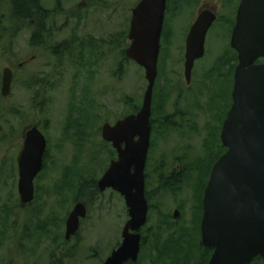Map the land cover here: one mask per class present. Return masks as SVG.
Returning a JSON list of instances; mask_svg holds the SVG:
<instances>
[{"label": "rangeland", "instance_id": "374dc122", "mask_svg": "<svg viewBox=\"0 0 264 264\" xmlns=\"http://www.w3.org/2000/svg\"><path fill=\"white\" fill-rule=\"evenodd\" d=\"M40 1L49 14L46 28L50 32L39 45L30 43L36 21H14L10 2L0 3V264H49L51 254L56 252L58 256L68 249L74 252V258L65 259L63 264H103L122 242L123 228L130 217L118 192L107 189L88 198V186L97 182L110 161L116 159L112 145L103 139L104 123L114 124L137 113L143 105L148 85L145 70L125 58L129 38L126 44L123 42L130 31L132 9L140 0ZM175 1L166 12L161 39L153 107L164 100L161 112L152 114L161 126L151 135L150 162L153 169L159 163L179 161L194 162L195 167L187 166L189 178L176 188L165 178L154 179L145 229L164 220L175 222L173 230L194 235L190 240L195 249L202 215L201 186L217 158V152L211 156L206 153V145L213 142L215 146L218 140L221 149L218 128L230 107L231 96L225 107L218 103L220 119L215 117L221 73L228 80L231 95L236 57L232 66L233 62L223 55L229 50L225 35L240 0H197L196 4L191 0L188 8L187 3ZM202 5L216 7L219 17L208 43L209 57L196 62L187 83L184 43ZM227 56L232 58L229 53ZM7 66L13 68L14 79L9 96L3 97L2 74ZM168 112L172 116L167 123L162 115ZM32 124L38 125L47 138V159L35 180V199L23 206L16 160L23 130ZM85 183L83 194L80 189ZM78 201L87 205L88 215L79 232L66 243L65 219ZM176 208L180 210L178 220L172 217ZM160 254L154 252L150 264H189L183 259L172 262L165 253L158 260ZM193 254L194 263L200 264L199 247Z\"/></svg>", "mask_w": 264, "mask_h": 264}, {"label": "water", "instance_id": "95a60500", "mask_svg": "<svg viewBox=\"0 0 264 264\" xmlns=\"http://www.w3.org/2000/svg\"><path fill=\"white\" fill-rule=\"evenodd\" d=\"M167 0H141L133 9L126 56L144 68L148 82L143 105L134 114L114 124L104 123L102 136L117 149L99 180V188L112 187L125 198L130 219L123 229V241L103 264L137 262L141 250V229L148 221L145 168L152 134L153 93L158 76L161 38ZM211 10L202 11L187 37L185 75L191 80L195 60L205 52L206 34L216 19ZM232 46L238 51L233 103L224 120L221 139L226 151L214 163L203 196L201 236L212 248L208 264H250L264 257V0H241ZM14 73L3 69L1 94L7 97ZM23 145L17 157L18 192L25 206L35 199V179L44 167L47 138L36 125L23 131ZM87 215L78 201L66 221V238L71 239ZM180 215L179 210L174 218Z\"/></svg>", "mask_w": 264, "mask_h": 264}, {"label": "trees", "instance_id": "16d2710c", "mask_svg": "<svg viewBox=\"0 0 264 264\" xmlns=\"http://www.w3.org/2000/svg\"><path fill=\"white\" fill-rule=\"evenodd\" d=\"M4 0H0V3ZM11 4V19L12 20H35L36 21V27L35 30L32 33L30 43L32 45H39L42 44L45 41L46 35L49 30L46 28V20L49 16L48 12L43 8L40 0H7ZM176 2V1H175ZM170 0H168V6L167 9H170L169 7ZM1 14H0V23H1ZM167 28H165L164 31H166ZM49 35V34H48ZM128 36H125L123 38V42L126 44V39ZM66 47V46H63ZM124 52V51H123ZM125 53V52H124ZM125 58L129 59L126 54ZM130 60V59H129ZM156 91V89H155ZM163 98H162V104H155L153 107V114H158L163 109ZM161 109V110H160ZM154 111L156 113H154ZM216 146V145H215ZM220 147V146H219ZM224 147L222 146L219 151H217V154L215 156L218 157L220 153L224 151ZM208 180V179H207ZM207 180L204 182V184L201 186L200 196L204 193V189L207 184ZM92 184V183H91ZM91 184L88 186V188H92ZM174 186V185H172ZM80 191L83 192V186L81 187ZM81 194V193H80ZM202 197H201V209H202ZM202 213V210H201ZM200 217L199 222L197 223L198 230L196 231V240L197 242L194 243L195 249L199 247L201 250V262L200 264H208L209 259L211 257L212 249L204 247L201 241L199 240L200 236ZM171 223L161 222L158 226L153 227L149 231L145 233L143 243H145V246L142 248V252L140 254L139 260L137 263L128 262L126 264H142L144 262L149 261V264L152 262V256L154 252L157 253H163L158 256V260H162L164 258V253L168 254L170 256V260L172 262H177L179 259L185 260V263L193 264L196 260L193 252L195 249L192 247V241L190 240L192 233L190 232H179L172 229ZM194 237V235L192 236ZM198 237V238H197ZM150 243V244H149ZM146 244L147 247H146ZM161 244H164L163 247L159 249V246ZM146 247V248H145ZM74 252L70 249L65 250L61 252L60 255L57 256L58 260L53 261L52 264H63V261L65 259L74 258ZM155 257H153L154 259ZM199 262L196 261L194 264H198ZM252 264H264V258H260L255 260Z\"/></svg>", "mask_w": 264, "mask_h": 264}, {"label": "flooded vegetation", "instance_id": "af4514ba", "mask_svg": "<svg viewBox=\"0 0 264 264\" xmlns=\"http://www.w3.org/2000/svg\"><path fill=\"white\" fill-rule=\"evenodd\" d=\"M173 1H175V0H170V3H169V7H171V5H172V2ZM189 1H191V0H181V4L183 5H186V3H187V6H186V8H188V7H191L192 6V4H191V6H189L188 5V2ZM194 2V4H196V1L197 0H193ZM240 3H241V0H240ZM240 3H239V5H240ZM239 5H238V8H239ZM167 6H168V0H167ZM238 8H237V10H236V15H235V17L233 18V24L232 23H230V27H229V29H228V32L226 33V35H225V42H226V47H227V49H229L228 50V52L227 53H229V54H231L232 55V58H230V57H228L227 56V53H225L224 55H223V57H225L226 56V59H228V60H230V61H232L233 63H232V66H233V64H234V60H235V57H236V60H235V65H234V71H233V75H232V77H233V83H232V87H231V95L230 94H228V87H227V79L225 80L224 79V74L222 75V73H221V82H220V86L219 87H217V89H218V91H219V94L217 95V98H216V96H215V101H216V103H215V109H216V114H215V117H217L218 119H220V116H219V114H218V108H217V106H218V103H220V102H222L223 103V106L225 107L226 106V104H227V102H228V99H229V97H230V107H231V105H232V103H233V89H234V83H235V69H236V66H237V64L239 63V55H238V51L232 46V40H233V34H234V29H235V26H236V17H237V12H238ZM167 8H166V12H167ZM189 10V9H188ZM187 10V11H188ZM204 10H211V11H213V12H215L216 13V19H215V21L213 22V24L211 25V27L209 28V30L207 31V34H206V39H205V52H204V55L201 57V58H198L197 60H195V63H194V67H193V70H192V74H193V71H194V69L196 68V62L199 60V59H203V58H205L207 55H208V57H209V54H208V43H209V39H210V37L212 36V35H214V32H215V29H216V27H217V21H218V17H219V14H218V10H217V8L216 7H208L207 5H202L199 9H198V12H197V16H196V18H195V20L193 21V23L191 24V26H190V29H191V27H192V25L194 24V22L196 21V19L198 18V16H199V14L202 12V11H204ZM190 29H189V32H190ZM222 29V31H223V27L221 28ZM189 32L187 33V35H186V38H185V53H184V56H185V62H186V54H187V37H188V35H189ZM222 39H224L223 37H222ZM163 53V52H162ZM161 54V53H160ZM185 62H184V76H185V78H186V81H187V83H190L191 82V80H190V82H188V80H187V77H186V75H185ZM264 62V57H261V58H258L256 61H255V63H263ZM20 66H21V64H20ZM12 68V67H11ZM13 69V68H12ZM13 72H14V70H13ZM191 79H192V76H191ZM230 107H229V109H230ZM224 109V108H223ZM229 109H226L225 110V114H224V119H222L223 121H222V124L220 123V127L218 128L219 129V132H220V141H221V146H223V143H222V140H221V132H222V127H223V123H224V120L226 119V117H227V113H228V111H229ZM165 110V109H164ZM133 113V112H132ZM162 116H164L165 118V120H166V122L168 123L169 121H171V116H172V113H166V114H163ZM185 115L184 114H181V117H184ZM155 120H156V122H155ZM151 122H152V132H154L153 130H154V128H155V130H157L158 131V127H160L161 126V124H159V119H156V117H151ZM158 122V123H157ZM155 124L157 125V127H154L155 126ZM26 128V127H25ZM24 128V129H25ZM218 129H217V133H218ZM23 138V137H22ZM152 137H151V141H152ZM23 141H24V139H23ZM108 143H110L111 145H112V143L111 142H108ZM214 144L216 145V146H214L213 145V142H210L209 144L207 143V150H206V153L208 154V155H212L214 152H217L218 150H219V146H220V142H218V140L216 141V142H214ZM23 145V144H22ZM112 147H113V145H112ZM151 147V146H150ZM150 147H149V151H148V157H147V162H146V168H145V178H146V197H147V199H148V201H149V198H150V195H149V189H150V186H151V184H152V182H154V179H159V180H162V179H164L165 178V181H166V183H169V184H171V185H174V186H172V187H177L178 185L180 186L181 184H184V183H186L187 182V180H188V178H189V174H188V172H187V170H188V167L187 166H189L190 168H192V167H195L194 165H195V163L194 162H188L187 161V163H185V161H179L178 163L177 162H175V163H173V162H171V163H168L167 165H163V163H159V165H157V168H155V169H153L152 167H151V159H153V152H152V150H150ZM213 147H214V149H213ZM113 149H114V151H115V154H116V159L114 158L113 160H117L118 158H119V156H118V151H117V149L116 148H114L113 147ZM225 150V149H224ZM150 152V153H149ZM224 152V151H223ZM222 152V153H223ZM222 153H220V155L222 154ZM220 155H218V157L220 156ZM180 156H182V157H186L184 154H181ZM179 156V157H180ZM181 157V158H182ZM217 157V158H218ZM216 158V159H217ZM45 160H44V164L46 163V155H45V158H44ZM185 158H183V159H181V160H184ZM209 159V158H208ZM112 160V161H113ZM187 160V159H186ZM112 161H110V165H111V162ZM216 161V160H215ZM16 162H17V160H16ZM161 162H163V161H161ZM110 165L108 166V168L110 167ZM108 168L103 172V174H102V176L106 173V171L108 170ZM165 168H168L169 169V171H159V174H158V172H156L158 169H165ZM17 169H18V166H17ZM44 169V168H43ZM43 171V170H42ZM18 173H19V171H18ZM102 176L99 178V180L102 178ZM99 180H97V182L96 181H93V182H91L90 184H91V186H93L92 188H90L89 187V195L90 196H87L88 198H92L98 191H106L107 189H112L113 191H116V192H118L123 198H124V196L119 192V191H117V190H115V189H113L112 187H109V188H106L105 190H101L100 188H99V185H98V183H99ZM87 183V182H86ZM86 183L85 184H83L82 186H84V185H86ZM83 194H84V192H83ZM124 200H125V198H124ZM86 205V204H85ZM86 208H87V215H88V207H87V205H86ZM176 210H179V208H176L175 210H174V212H173V218H174V213H175V211ZM149 211H150V203H149ZM179 212H180V210H179ZM70 214V213H69ZM87 215H86V217H87ZM150 216V214H148V217ZM85 217V218H86ZM179 217H180V215H179ZM178 217V218H179ZM178 218H174V220H178ZM65 221H67V219H65ZM148 222V221H147ZM163 222H166V223H171L172 225H174L175 224V222H172V221H169V220H164ZM127 223V222H126ZM126 225V224H125ZM147 225V223L145 224V226ZM145 226H143L142 227V229H141V234H142V242H141V250H142V248H143V246H145V243H143V239H144V232L146 231H149L150 229H152L153 227H150V228H148V229H145ZM125 227V226H124ZM124 229V228H123ZM145 232V233H146ZM123 233V232H122ZM73 237H75V236H73ZM64 238H65V242L67 243V241H69L70 239H67L66 238V235L64 236ZM201 243H202V239H201ZM150 244V243H149ZM204 246V245H203ZM205 247V246H204ZM208 248V247H207ZM210 249H212V248H210ZM211 253H213V249H212V252ZM212 255V254H211ZM260 258H264V257H257L256 259H254V261L255 260H257V259H260ZM56 260H58V258H57V255H56V252H54L53 254H51V256L49 257V264H52V262L53 261H56ZM253 261V262H254ZM252 262V263H253ZM133 263H135V262H133ZM137 263V262H136ZM252 263H250V264H252Z\"/></svg>", "mask_w": 264, "mask_h": 264}]
</instances>
